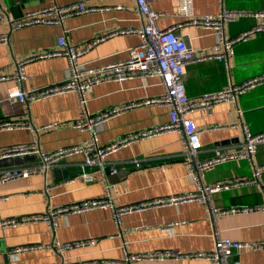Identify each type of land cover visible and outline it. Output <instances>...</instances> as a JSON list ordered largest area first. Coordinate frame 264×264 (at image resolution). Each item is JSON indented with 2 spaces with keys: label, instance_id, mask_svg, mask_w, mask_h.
Listing matches in <instances>:
<instances>
[{
  "label": "crops",
  "instance_id": "1",
  "mask_svg": "<svg viewBox=\"0 0 264 264\" xmlns=\"http://www.w3.org/2000/svg\"><path fill=\"white\" fill-rule=\"evenodd\" d=\"M68 4L83 0H55ZM96 6L111 8L70 16L63 24H34L13 28L9 18H19L26 11L37 9L46 0H0V34L8 42L0 44V75L12 74L17 63L57 46V37L66 34L68 40L82 47L101 35L125 28L141 26L144 17L137 9L136 0H84ZM180 0H154L152 9L161 12V28L175 26L199 53H209L218 43L211 31L184 24L186 17L179 13ZM122 5V8H115ZM222 7L237 10H264V0H193L196 14H216ZM259 18L244 16L227 24L226 34L235 36ZM137 33H119L94 44L80 61L85 66H96L127 58L129 48L139 44ZM27 79L24 86L42 87L69 77L65 56H49L25 64ZM264 73V32H257L249 39L234 45L229 64L216 58L193 61L185 66L184 82L192 98L206 92L224 88L229 80L241 82ZM13 80H0V120L23 119L32 123L31 129L1 130L0 149L3 147L38 142L47 151L78 144L88 137V131L75 128L73 122L86 112L97 113L125 103L145 100L161 95L164 86L158 77L132 78L122 82L108 81L97 84L84 105L77 93L66 92L46 97L32 104L7 97V88ZM192 116L202 129L200 156H212L217 148L235 149L243 143V126L253 132L264 131V83L241 94L236 102L221 103L211 112L195 111ZM169 121L167 106L154 103L132 107L121 114L107 118L96 126L100 144L107 145L130 132L146 129ZM52 124V125H51ZM50 125V126H47ZM141 166L137 167L134 160ZM38 154L17 155L0 159V172L4 169L38 164ZM83 156H65L55 165L28 177L0 183V264H76L85 260H121L123 250L148 252L178 249L183 252L213 250L214 228L221 235L239 241L264 243V209L245 213L218 216L214 224L209 207L197 202L171 204L134 211L124 216L119 225L107 208L70 212L57 217L56 227L44 221L26 222L3 226L2 219L48 212L55 205H65L88 198L103 197L107 190L117 206L143 200L165 197L194 190L196 185L183 155L181 136L166 131L131 142L110 153L109 162L120 169L118 173L98 172L95 167L82 166ZM254 163H264V144L258 147ZM125 167V170H121ZM54 168L67 169L69 177L58 181L61 173ZM83 170L91 172L94 180L77 177ZM252 163L248 160H230L220 163L205 175L207 183L240 176H251ZM264 182V170L262 172ZM213 204L224 208L231 206H259L264 204V187L248 185L241 188L220 190L212 194ZM172 223L168 230L162 226ZM94 238L92 246L74 248L61 253L46 244L74 242ZM38 244L31 250L14 252L13 248ZM234 259L246 264H264V249L241 251ZM140 264H211L206 259L147 260Z\"/></svg>",
  "mask_w": 264,
  "mask_h": 264
},
{
  "label": "built area",
  "instance_id": "2",
  "mask_svg": "<svg viewBox=\"0 0 264 264\" xmlns=\"http://www.w3.org/2000/svg\"><path fill=\"white\" fill-rule=\"evenodd\" d=\"M46 1L47 3L45 5L26 11L19 18L8 16L11 26L13 28H21L34 24H63L64 20L70 16L111 8L109 6L101 7L89 4L84 0L68 4H58L55 0ZM153 1L136 0L137 9L145 20L141 26H128L101 35L87 42L82 47L72 44L66 34H61L57 37V46L54 49L20 60L17 63V70L14 73L0 75V80L14 81V84L7 88V97L17 98L29 105L46 97L66 92L77 93L80 101L86 105L88 96L94 87L97 84L108 81L122 82L132 78L158 77L164 86V92L159 96L125 103L94 114L86 112L82 118L73 122L75 128L86 130L89 134L88 137L78 144L62 147L50 152L43 150L38 142L1 148L0 159L17 155L38 154L41 161L38 164L21 165L4 169L0 172V183L41 173L43 169L48 170L52 166H55L65 156L75 154L83 156V168L87 166L95 167L103 175H106L108 172L118 173L120 169L111 165L109 162L110 153L131 142L162 132L175 131L181 136L183 155L195 181V189L180 194L151 198L121 206L115 205L110 192L107 190V194L103 197L88 198L65 205H55L45 213L4 218L1 221L3 226H15L26 222L44 221L49 226L55 228L57 217L61 214L88 211L95 208L110 209L115 222L119 225L124 221V216L130 212L189 202H197L209 207L212 212L214 224L218 216L264 209V204L259 206L241 205L221 208L213 204L212 196L214 192L224 189L229 190L248 185H257L260 188L264 187V182L262 181L264 163H254V157L258 147L264 144V131L253 132L248 125H244L243 143L240 147L235 149L217 148L212 156L202 158L200 156L202 147L200 134L202 129L197 126L195 118L192 116L198 110L211 112L212 108L218 104L236 102L241 94L264 83V73L241 82L229 80L224 88L206 92L197 98H192L188 95L183 79L185 66L193 61L216 58L228 65L234 53L235 43L247 40L257 32H264V10L251 11L222 7L216 14L200 15L196 14L193 10V0H180L179 13L186 17L184 24L211 30L218 37V43L212 47L211 52L199 53L182 35L176 32L175 26L168 28H161L159 26L158 18L162 13L152 9L151 3ZM113 7L122 8L123 6L115 5ZM3 16L1 13L0 18ZM244 16L256 17L259 18V21L235 36H228L226 34L227 24L237 21ZM119 33H137L141 37L139 44L129 48L127 58L98 64L96 66H85L81 63L80 57L94 44ZM6 42H8V36L0 34V44ZM49 56H65L67 58L70 72L69 77L65 80L42 87L26 88L24 86V81L27 79L25 73L26 62ZM149 103L167 106L169 109V121L165 124L127 133L107 145L100 144L96 132L97 125L104 122L107 118L121 114L132 107ZM32 127V123L28 120H0V131L31 129ZM241 159L248 160L252 163L251 176H235L215 183H207L205 181L206 173L215 168L216 165L230 160ZM134 162L137 167L141 166V162L138 159H135ZM121 170L124 171L125 167H122ZM78 179L88 183L94 180V175L91 172L83 170L80 175L69 178L65 182H74ZM171 224L167 223L163 225L162 229L168 230ZM213 234L215 238V247L213 250L183 252L178 249H167L135 253L124 249L121 260L94 259L85 260L76 264H140V262L147 260L184 258L206 259L211 264H246L240 259H234L235 254L241 251L264 249V243L245 242L225 237L221 235L216 225ZM96 243L97 240L94 238L76 240L74 242H60L57 240L55 244L53 242L46 244V247L53 248L56 252L62 254L74 248L92 246ZM37 247H40V245L27 244L15 247L11 251L20 252Z\"/></svg>",
  "mask_w": 264,
  "mask_h": 264
},
{
  "label": "water",
  "instance_id": "3",
  "mask_svg": "<svg viewBox=\"0 0 264 264\" xmlns=\"http://www.w3.org/2000/svg\"><path fill=\"white\" fill-rule=\"evenodd\" d=\"M53 172H54L55 174H57V173H61L58 177H56V179H57L58 181H61V180H63L64 178L67 179V178L69 177V172H68L67 169H63V170H61V169H58V168H54V169H53Z\"/></svg>",
  "mask_w": 264,
  "mask_h": 264
}]
</instances>
